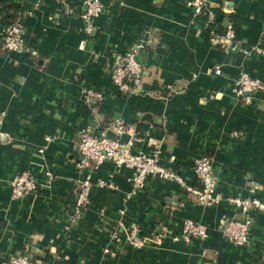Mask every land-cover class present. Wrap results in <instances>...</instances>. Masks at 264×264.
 Returning <instances> with one entry per match:
<instances>
[{"label": "crops", "instance_id": "crops-1", "mask_svg": "<svg viewBox=\"0 0 264 264\" xmlns=\"http://www.w3.org/2000/svg\"><path fill=\"white\" fill-rule=\"evenodd\" d=\"M84 1L0 0V261L23 252L38 264H264V210H250L246 244L221 229L242 217L229 198L264 203V53L253 51L264 50V0H207L217 29L234 28L238 46L228 52L211 44L190 0H101L90 32ZM17 10L27 13L24 45L7 50L1 34ZM139 38L144 90L122 94L111 67ZM242 71L263 83L249 101L238 94ZM90 90L100 96L87 102ZM115 119L129 128L124 140L138 139L134 152L159 147L160 163L187 184L199 186L194 161L210 155L220 199L204 204L156 176L136 188L134 170L104 161L92 172L104 185L91 187L71 221L84 177L78 134ZM23 171L37 187L13 197ZM187 219L206 236L179 238ZM131 224L141 248L126 242Z\"/></svg>", "mask_w": 264, "mask_h": 264}, {"label": "built area", "instance_id": "built-area-1", "mask_svg": "<svg viewBox=\"0 0 264 264\" xmlns=\"http://www.w3.org/2000/svg\"><path fill=\"white\" fill-rule=\"evenodd\" d=\"M189 6L193 8L194 15L203 16L208 30L210 42L216 48L225 52L236 49L238 41L234 28L230 22L225 24L223 30L217 29L216 19L207 4V0H190ZM85 11L82 15L86 22L85 31L90 32L93 28L92 20L104 9L101 0H85ZM26 12L15 11L13 17L4 26L1 34V44L7 50H17L24 45V18ZM144 48L143 38L137 39L128 49L116 55L111 67V79L117 90L126 95L142 92L143 66L138 59ZM257 53H264V50L256 47L253 50ZM34 53V52H33ZM250 53L246 52V54ZM238 94L245 100L251 99V94L263 87L262 81L255 76L242 71L238 81ZM99 93L88 91L85 95L87 102L93 97H99ZM2 114L0 113V118ZM129 132L126 123L121 119L110 122L100 133L96 134L89 128L81 130L76 141L78 151L77 170L84 174L83 179L78 183V194L74 204L71 221L82 216L87 204L90 201V189L95 184L103 186L102 180L93 181L92 172L104 161H111L117 166H125L134 170V187H140L148 176H156L163 179L173 180L179 183L187 195H192L204 204L217 202L220 197L215 193L216 178L213 174L212 157L208 154L201 155L194 161V173L199 181V186L187 184L180 174L166 168L159 161L160 149L155 147L151 153L134 152L137 142L136 136L132 133L127 140L122 138L123 134ZM12 196L20 197L32 192L37 187L35 178L27 171L18 174L12 181ZM229 200L240 208L242 217L229 219L221 226L225 237L236 243L246 244L249 241L251 218L250 210H264V203L257 199H242L239 197ZM206 236L205 226L195 220L184 221L182 234L179 238L189 242L193 238ZM176 239L178 237H175ZM126 242L134 247L141 248L145 239L137 224H131L126 234ZM0 264H38L26 253H11L7 255Z\"/></svg>", "mask_w": 264, "mask_h": 264}]
</instances>
